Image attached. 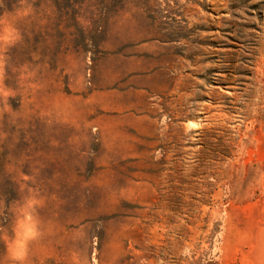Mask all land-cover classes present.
Here are the masks:
<instances>
[{
  "label": "rangeland",
  "instance_id": "rangeland-1",
  "mask_svg": "<svg viewBox=\"0 0 264 264\" xmlns=\"http://www.w3.org/2000/svg\"><path fill=\"white\" fill-rule=\"evenodd\" d=\"M0 17V233L33 217L25 264H264V0Z\"/></svg>",
  "mask_w": 264,
  "mask_h": 264
},
{
  "label": "clouds",
  "instance_id": "clouds-1",
  "mask_svg": "<svg viewBox=\"0 0 264 264\" xmlns=\"http://www.w3.org/2000/svg\"><path fill=\"white\" fill-rule=\"evenodd\" d=\"M25 14L26 10L17 13V15ZM0 25H2V28H0V42L12 44L20 38L19 33L6 17H0ZM36 203L34 200L27 201L25 209L33 208ZM21 212L22 217L16 220L11 236L0 233V239L6 242V255L9 264H25L29 243L39 235L37 223L33 220V217L24 209H21ZM0 264H3V262H0Z\"/></svg>",
  "mask_w": 264,
  "mask_h": 264
},
{
  "label": "trees",
  "instance_id": "trees-1",
  "mask_svg": "<svg viewBox=\"0 0 264 264\" xmlns=\"http://www.w3.org/2000/svg\"><path fill=\"white\" fill-rule=\"evenodd\" d=\"M74 4H75V0H71V5H74ZM66 7L71 8L70 4H69V6L67 5Z\"/></svg>",
  "mask_w": 264,
  "mask_h": 264
}]
</instances>
